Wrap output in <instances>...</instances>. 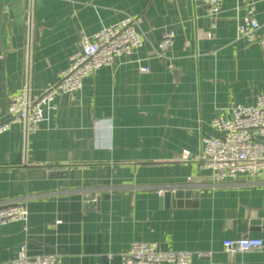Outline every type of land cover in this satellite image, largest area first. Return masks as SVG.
I'll list each match as a JSON object with an SVG mask.
<instances>
[{
	"label": "crops",
	"instance_id": "1",
	"mask_svg": "<svg viewBox=\"0 0 264 264\" xmlns=\"http://www.w3.org/2000/svg\"><path fill=\"white\" fill-rule=\"evenodd\" d=\"M251 6L264 34V0H221L215 18L203 0H0V121L13 96L58 81L82 37L127 17L145 36L131 58L59 96L36 134L17 123L0 135V206L28 212L0 229V264L23 244L62 264H120L139 241L191 252L192 264H264L263 250L223 249L227 239L264 241V178L216 183L201 162L202 138L221 134L212 120L264 96V50L236 36ZM166 30L175 40L159 59ZM177 188L192 197L167 207L162 196ZM90 195L106 198L88 208Z\"/></svg>",
	"mask_w": 264,
	"mask_h": 264
},
{
	"label": "built area",
	"instance_id": "2",
	"mask_svg": "<svg viewBox=\"0 0 264 264\" xmlns=\"http://www.w3.org/2000/svg\"><path fill=\"white\" fill-rule=\"evenodd\" d=\"M203 3L212 18L219 14L221 0H203ZM136 24L135 18L127 17L93 36L82 37L70 57L69 66L59 74L54 85L33 97L22 92L10 99L7 119L0 121V135L17 123H25L28 133L36 134L44 121L45 109H55L54 102L59 96L74 95L82 89L84 80L96 71L113 67L119 58H131L135 50L145 45V36ZM236 36L238 40L257 43L264 50V34L260 32L253 6L239 22ZM174 40L173 30L163 32L155 57L165 59ZM140 70L148 73L150 67L141 66ZM211 124L221 134L202 138L201 162L210 171L213 181L221 183L242 176L264 178V96H258L252 106H233L230 119L219 115ZM180 160L187 161L188 154ZM27 216L23 205L0 206V229L9 223L25 220ZM223 249L230 256L252 250H263L264 255V241L254 237L227 239L223 242ZM192 260L191 252L164 251L159 243L139 241L131 244L120 264H192ZM13 264H62V259L58 255L29 256L27 245L23 244Z\"/></svg>",
	"mask_w": 264,
	"mask_h": 264
},
{
	"label": "water",
	"instance_id": "3",
	"mask_svg": "<svg viewBox=\"0 0 264 264\" xmlns=\"http://www.w3.org/2000/svg\"><path fill=\"white\" fill-rule=\"evenodd\" d=\"M34 173H39L41 176L45 177L47 175L46 170L44 169H34L32 170ZM65 175L64 171H58V172H51L48 174L51 178H57L62 177ZM192 197V191L185 188H177L174 190H167L164 195L161 198V201L168 207L169 205H172L173 207H182L183 201L190 199ZM106 196L102 197H96L95 195L86 196L84 198V201L86 203V207H93V203L99 202L102 199H105ZM185 205H188L187 202H185ZM98 207V206H97Z\"/></svg>",
	"mask_w": 264,
	"mask_h": 264
}]
</instances>
